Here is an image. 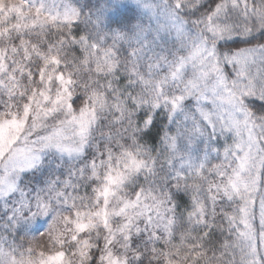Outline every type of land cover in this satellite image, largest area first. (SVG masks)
<instances>
[{
	"label": "snow or ice",
	"instance_id": "snow-or-ice-1",
	"mask_svg": "<svg viewBox=\"0 0 264 264\" xmlns=\"http://www.w3.org/2000/svg\"><path fill=\"white\" fill-rule=\"evenodd\" d=\"M17 7L0 264H264V0Z\"/></svg>",
	"mask_w": 264,
	"mask_h": 264
},
{
	"label": "trees",
	"instance_id": "trees-1",
	"mask_svg": "<svg viewBox=\"0 0 264 264\" xmlns=\"http://www.w3.org/2000/svg\"><path fill=\"white\" fill-rule=\"evenodd\" d=\"M18 0H0V20H6L9 24L12 23L10 17L14 16L16 11H18ZM24 243H28V239L25 238ZM48 240L41 239L38 243H34V247H39L40 245L47 246Z\"/></svg>",
	"mask_w": 264,
	"mask_h": 264
},
{
	"label": "rangeland",
	"instance_id": "rangeland-1",
	"mask_svg": "<svg viewBox=\"0 0 264 264\" xmlns=\"http://www.w3.org/2000/svg\"><path fill=\"white\" fill-rule=\"evenodd\" d=\"M0 135H2V133H0ZM57 259H59V258H57Z\"/></svg>",
	"mask_w": 264,
	"mask_h": 264
}]
</instances>
